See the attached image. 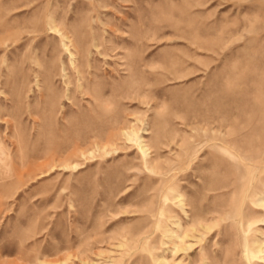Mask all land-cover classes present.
Returning <instances> with one entry per match:
<instances>
[{"label": "rangeland", "instance_id": "374dc122", "mask_svg": "<svg viewBox=\"0 0 264 264\" xmlns=\"http://www.w3.org/2000/svg\"><path fill=\"white\" fill-rule=\"evenodd\" d=\"M0 264H264V0H0Z\"/></svg>", "mask_w": 264, "mask_h": 264}]
</instances>
